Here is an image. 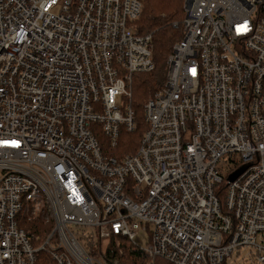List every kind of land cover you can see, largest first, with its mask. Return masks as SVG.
Listing matches in <instances>:
<instances>
[{"label":"built area","instance_id":"obj_1","mask_svg":"<svg viewBox=\"0 0 264 264\" xmlns=\"http://www.w3.org/2000/svg\"><path fill=\"white\" fill-rule=\"evenodd\" d=\"M142 2L0 0V264H264V0L183 1L121 154Z\"/></svg>","mask_w":264,"mask_h":264},{"label":"trees","instance_id":"obj_2","mask_svg":"<svg viewBox=\"0 0 264 264\" xmlns=\"http://www.w3.org/2000/svg\"><path fill=\"white\" fill-rule=\"evenodd\" d=\"M184 0H143L140 17L134 23L139 34L150 35L154 70L151 73L134 74L131 82L129 104L135 114L136 128L133 132L121 131L119 151L131 154L137 148L145 124L142 107L149 96L163 83L165 62L172 46L181 38V21ZM176 24V27L173 25ZM140 258L138 251L126 252L125 257ZM125 260V259H124ZM122 264L125 261L122 260ZM153 264H169L155 259Z\"/></svg>","mask_w":264,"mask_h":264},{"label":"water","instance_id":"obj_3","mask_svg":"<svg viewBox=\"0 0 264 264\" xmlns=\"http://www.w3.org/2000/svg\"><path fill=\"white\" fill-rule=\"evenodd\" d=\"M245 167L240 168L238 170H236L235 172H233L232 174H230L227 178L228 182H232L234 181L243 171H244Z\"/></svg>","mask_w":264,"mask_h":264},{"label":"rangeland","instance_id":"obj_4","mask_svg":"<svg viewBox=\"0 0 264 264\" xmlns=\"http://www.w3.org/2000/svg\"><path fill=\"white\" fill-rule=\"evenodd\" d=\"M141 243L144 244V240H143V239L141 240ZM126 263H127V262H126ZM126 263H125V264H126Z\"/></svg>","mask_w":264,"mask_h":264}]
</instances>
